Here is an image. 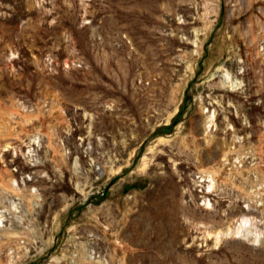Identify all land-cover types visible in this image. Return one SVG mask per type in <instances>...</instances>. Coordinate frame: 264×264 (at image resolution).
Segmentation results:
<instances>
[{"label":"rangeland","instance_id":"obj_1","mask_svg":"<svg viewBox=\"0 0 264 264\" xmlns=\"http://www.w3.org/2000/svg\"><path fill=\"white\" fill-rule=\"evenodd\" d=\"M0 219V264H264V0H0Z\"/></svg>","mask_w":264,"mask_h":264},{"label":"bare ground","instance_id":"obj_2","mask_svg":"<svg viewBox=\"0 0 264 264\" xmlns=\"http://www.w3.org/2000/svg\"><path fill=\"white\" fill-rule=\"evenodd\" d=\"M249 217V216H248ZM248 217H244L243 219H242V221H240L239 223H238V225L237 226H235V228H231L230 226H228L227 227V229L225 230V234L226 235H228V234H237V235H242V236H245V235H247L248 234V229H245V228H243V225L244 224H247L248 222H249V219H248ZM0 221H2L1 219H0ZM250 222H251V220H250ZM250 223H248V225H249ZM245 226V225H244ZM247 228H248V226H247ZM258 234V233H257ZM221 235V234H220ZM218 236V235H217ZM258 236V235H257ZM254 237H256V236H254Z\"/></svg>","mask_w":264,"mask_h":264}]
</instances>
